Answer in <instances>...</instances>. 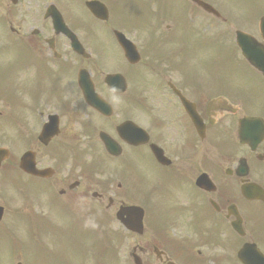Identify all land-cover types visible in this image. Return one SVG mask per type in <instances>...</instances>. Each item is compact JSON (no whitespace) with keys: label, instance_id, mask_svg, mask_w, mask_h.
Wrapping results in <instances>:
<instances>
[{"label":"flooded vegetation","instance_id":"flooded-vegetation-1","mask_svg":"<svg viewBox=\"0 0 264 264\" xmlns=\"http://www.w3.org/2000/svg\"><path fill=\"white\" fill-rule=\"evenodd\" d=\"M47 1L26 0L25 10L5 13L8 36L0 54L9 76L0 86L12 91L6 101L21 96L25 106L20 113L9 109L0 123V147L34 151L36 168L51 174L0 172V244L24 252L28 225L43 227L40 220L52 216L58 224L84 217L92 212L87 196L105 200L108 213L115 197L131 192L165 221L150 223L136 237L148 242L135 245L146 264H219L246 244L264 255V78L242 59L234 40L219 44L214 22H226L214 16H244L229 26L253 37L262 52L264 0H199L217 14L189 0H178L180 8L173 0H153L151 28L140 27V0L137 16L112 13L111 2L96 0L107 8L104 22L75 11L88 0ZM50 7L80 53L64 32L55 33ZM205 48L214 54L213 65L203 57L189 60V53L204 56ZM91 87L110 109L98 111L85 101ZM246 118L258 120L241 128ZM139 130L148 141L129 145V139L140 143ZM92 192L100 197L91 198ZM15 195H39L44 204L9 210ZM10 261L26 264L24 256Z\"/></svg>","mask_w":264,"mask_h":264},{"label":"rangeland","instance_id":"rangeland-1","mask_svg":"<svg viewBox=\"0 0 264 264\" xmlns=\"http://www.w3.org/2000/svg\"><path fill=\"white\" fill-rule=\"evenodd\" d=\"M9 5V0H0V19L4 18L3 14L8 9ZM17 5L15 9H13V13H16V11H21L22 8L27 6L26 0L23 1V6H22V0H17ZM21 9V10H20ZM0 38H3V35H0ZM3 52V49H0V53ZM204 56L201 54L197 55V60L202 59L203 57V62L210 65L214 64V54L211 53L208 49H204ZM4 56L0 54V70H7V67L3 61ZM1 75V74H0ZM1 77V76H0ZM19 206V205H18ZM157 214L156 211H148V217L149 222L155 220V215ZM41 228V223L37 222L35 223L32 227L28 225V235L26 239V250L24 252L19 248L18 251L14 250V245L13 244H0V264H10L11 263V258L13 256L18 255V256H24V260L26 264H71L75 261L74 254L78 257L81 253L77 252L74 253V248L71 251H69L64 244V239H57L56 242H50L47 237H44L43 234H35L32 231L35 230H40ZM20 229V228H17ZM21 230V229H20ZM47 229H45V232ZM68 236V234L66 235ZM78 236H76V239L78 240ZM81 243V242H80ZM83 243V241H82ZM86 246V244H85ZM90 254L93 252V248L86 246ZM89 251L86 250L85 253L89 255ZM123 258L124 260L127 258L126 256V246L124 245L123 247ZM74 253V254H73ZM79 259H77V264L79 263Z\"/></svg>","mask_w":264,"mask_h":264},{"label":"water","instance_id":"water-1","mask_svg":"<svg viewBox=\"0 0 264 264\" xmlns=\"http://www.w3.org/2000/svg\"><path fill=\"white\" fill-rule=\"evenodd\" d=\"M137 221H139V218H138ZM130 228H133L134 229L135 228V224L133 223L132 226H130Z\"/></svg>","mask_w":264,"mask_h":264}]
</instances>
